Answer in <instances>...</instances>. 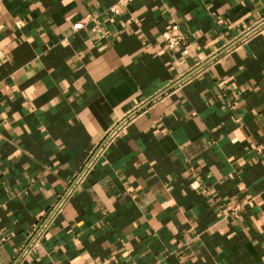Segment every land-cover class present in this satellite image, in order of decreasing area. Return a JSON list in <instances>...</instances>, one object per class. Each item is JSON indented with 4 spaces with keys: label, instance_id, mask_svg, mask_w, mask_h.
I'll return each instance as SVG.
<instances>
[{
    "label": "crops",
    "instance_id": "1",
    "mask_svg": "<svg viewBox=\"0 0 264 264\" xmlns=\"http://www.w3.org/2000/svg\"><path fill=\"white\" fill-rule=\"evenodd\" d=\"M114 5L0 0V264H264V0Z\"/></svg>",
    "mask_w": 264,
    "mask_h": 264
},
{
    "label": "built area",
    "instance_id": "2",
    "mask_svg": "<svg viewBox=\"0 0 264 264\" xmlns=\"http://www.w3.org/2000/svg\"><path fill=\"white\" fill-rule=\"evenodd\" d=\"M133 0H115V5L112 8V11L116 14L120 13V8L125 7L126 5L130 4ZM83 21H79L77 23H74L72 25L73 30H78L82 28ZM162 37L166 43V47L171 52H176L180 45L182 44V37L179 32V28L176 25H170L166 27L165 31L162 34ZM124 122H118L114 124L109 131L106 133V135L101 139V141L96 145L92 153L87 157V159L83 162L81 168L79 169L78 173L74 177V181L77 182L80 179L86 177L90 171L92 170V167L98 157L103 153L104 148L107 146L108 142L114 137L120 130L124 127ZM260 158L261 163L264 165V149L260 152ZM59 208V205H56L54 207V211H56ZM52 210V211H53ZM238 210L239 207L235 206L231 209H229V215L233 217L238 216ZM53 211V212H54ZM52 215V214H51ZM50 219V218H47ZM48 220L43 221L39 226H37L34 231L30 234L28 237V240L26 242V245L23 247V249L20 251L18 256L14 259L12 264H24L25 256L29 253V251L32 249L33 244L35 241L41 236V234L45 231L47 227Z\"/></svg>",
    "mask_w": 264,
    "mask_h": 264
}]
</instances>
